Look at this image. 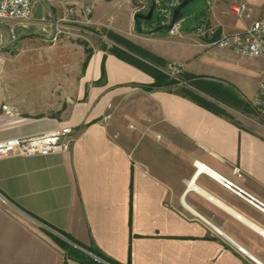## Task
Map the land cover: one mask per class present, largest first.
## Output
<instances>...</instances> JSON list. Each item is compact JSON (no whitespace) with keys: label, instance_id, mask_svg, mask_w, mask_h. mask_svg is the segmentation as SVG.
Returning <instances> with one entry per match:
<instances>
[{"label":"crops","instance_id":"obj_1","mask_svg":"<svg viewBox=\"0 0 264 264\" xmlns=\"http://www.w3.org/2000/svg\"><path fill=\"white\" fill-rule=\"evenodd\" d=\"M42 1L36 11L33 0L22 22L32 31L19 37L15 59L14 50H0V140L62 125L73 128V140L67 151L0 159V264H84L48 231L66 232L121 263L264 264V121L238 124L230 110L248 106H230L187 80L230 84L240 100L255 104L264 58L198 42L264 19V0H242L251 19L229 12L234 0L211 6L201 0L176 36L167 29L144 35L147 23L138 30L136 0ZM193 1H182L180 21ZM69 8V20L61 21ZM203 20L211 31L199 38L192 31ZM57 25L102 28L95 33L105 43L76 48L71 35L56 34ZM108 31L138 46L129 52L160 70L169 61L181 64L179 85L218 102L228 116L167 88L148 89L153 76L110 52L115 41ZM195 162L233 181L242 196L197 173Z\"/></svg>","mask_w":264,"mask_h":264},{"label":"built area","instance_id":"obj_2","mask_svg":"<svg viewBox=\"0 0 264 264\" xmlns=\"http://www.w3.org/2000/svg\"><path fill=\"white\" fill-rule=\"evenodd\" d=\"M183 0H154L155 14L159 26H168L167 31L170 35L176 36L182 33L183 25L179 19L173 21L175 9ZM208 6H211V0H205ZM33 0H0V21H19L24 22L32 15ZM147 5H142L138 11H142ZM73 8H69L61 21L69 20L73 13ZM87 13L91 12L90 8L86 9ZM229 12L241 19L252 18V8L247 2L234 0L229 6ZM211 31V28L203 20L193 28V33L200 37H205ZM56 34L67 33L73 35L72 31H65L58 25ZM201 46H215L219 48H230L234 52L250 57L264 58V19H254L243 32H232L224 34L219 38L208 42L199 41ZM171 79L181 84L183 81V67L181 64L169 61L161 68ZM258 112L264 116V79L259 83L258 97L255 101ZM73 128L69 125H62L48 132L26 137H13L0 140V159L10 156H34L48 155L51 153L67 151L73 140ZM197 173L206 172L217 178L222 184L242 196V190L237 187L233 181L217 176L212 173L210 168L200 162H195ZM234 174L238 178L243 177L239 167L233 168ZM252 201V200H251ZM260 208L264 211V205ZM90 255L97 261L102 262L101 258L95 254Z\"/></svg>","mask_w":264,"mask_h":264},{"label":"trees","instance_id":"obj_3","mask_svg":"<svg viewBox=\"0 0 264 264\" xmlns=\"http://www.w3.org/2000/svg\"><path fill=\"white\" fill-rule=\"evenodd\" d=\"M150 3V0H149ZM150 8V5L148 6L147 11L145 14L148 13ZM140 14H143L140 13ZM144 15V14H143ZM137 21L141 24L147 23L152 24L150 30H142V32H151L156 28L158 25L157 17L155 14V11L153 12V15L151 19H144V18H138ZM108 36L114 40V44H112L109 48V51L114 53L116 56L129 61L140 68H143L144 70L148 71L154 78V82L147 86L148 89H151L153 87H164L171 91H175L177 93L182 94L183 96H186L199 105L211 110L212 112L221 115V116H228L227 111L222 108L218 102H215L213 100H209L202 95L195 92L192 88H189L185 85H179L175 80L171 79L167 74H165L163 71L158 69L157 66L151 65L136 56L132 55L129 51L130 50H140V48L136 45H134L132 42H130L128 39L124 38L123 36L114 33L112 31H108ZM88 52L89 49H86ZM89 59V55L86 57V60L84 62V65L87 63ZM188 85H191V87L197 88L205 93H208L212 97H214L216 100L222 101L230 106H248L249 103H245L243 100H240L237 96V93L234 89V87L230 84L223 85V83L219 81L209 80L207 78L198 77V76H189L187 78ZM232 100H236L235 103H232ZM49 235L58 243V245L66 252V254L84 264H105L103 262H99L95 260L91 255H89L87 252H91L104 260L105 262L109 264H131L130 262L127 263H121L118 262L110 257H108L106 254H104L101 250L94 246H84L78 241H76L74 238H72L69 234L66 232H58L54 233L51 231H48Z\"/></svg>","mask_w":264,"mask_h":264},{"label":"rangeland","instance_id":"obj_4","mask_svg":"<svg viewBox=\"0 0 264 264\" xmlns=\"http://www.w3.org/2000/svg\"><path fill=\"white\" fill-rule=\"evenodd\" d=\"M201 0H194L192 3L188 4L186 8L184 9V16L181 18V22L185 25L188 21L189 13L192 9H198ZM148 1L143 0L141 3L136 0L137 7L140 8L142 5H147ZM42 0H36V3L34 4V8L36 11H40L43 5ZM148 6L144 8L141 12L145 14L147 11ZM22 22L19 21H0V50H14L12 53H10V61H13L15 59V50H17V47L19 45V37H23V32H31V29H26L23 27ZM89 28H92V32L85 31L82 29H74L72 32L73 35L69 36V40L72 43V46L78 47H84L87 46L90 49H92L95 46H101L105 41L99 37L95 32H98L101 34L102 28H99L98 30L95 29V26L89 25ZM88 27V26H87ZM148 28V27H147ZM151 27H149L150 29ZM31 35V33L29 34ZM28 35V36H29ZM144 35H149L150 32H145ZM109 41V40H108ZM109 44V43H108ZM76 50V49H75ZM230 114L232 115V119L236 121L238 124L253 128L259 121H264L263 116L260 115V113L257 110L256 105L248 107L247 112H240L237 110H230ZM230 115V116H231ZM89 255L91 252H87ZM93 254V253H91ZM102 260V259H101ZM103 263L109 264L102 260Z\"/></svg>","mask_w":264,"mask_h":264},{"label":"water","instance_id":"obj_5","mask_svg":"<svg viewBox=\"0 0 264 264\" xmlns=\"http://www.w3.org/2000/svg\"><path fill=\"white\" fill-rule=\"evenodd\" d=\"M184 3L182 2L176 9L174 12V16H173V21L177 20L178 18H180L181 15V9L183 7ZM155 9V3L154 0H150V8L147 14H137L136 18H144V19H151L153 12ZM137 28L138 30H141V24L137 21ZM168 26H157L156 28H154V31H158L161 29H167Z\"/></svg>","mask_w":264,"mask_h":264},{"label":"bare ground","instance_id":"obj_6","mask_svg":"<svg viewBox=\"0 0 264 264\" xmlns=\"http://www.w3.org/2000/svg\"><path fill=\"white\" fill-rule=\"evenodd\" d=\"M212 172V171H211ZM213 173V172H212ZM193 186H195V185H193Z\"/></svg>","mask_w":264,"mask_h":264}]
</instances>
